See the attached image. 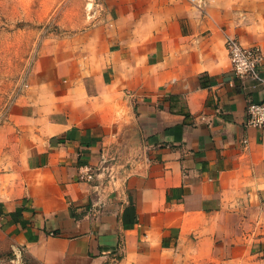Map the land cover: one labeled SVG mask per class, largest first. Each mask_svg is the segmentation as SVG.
<instances>
[{
	"label": "crops",
	"instance_id": "0c3cea01",
	"mask_svg": "<svg viewBox=\"0 0 264 264\" xmlns=\"http://www.w3.org/2000/svg\"><path fill=\"white\" fill-rule=\"evenodd\" d=\"M96 1L3 202L17 242L45 264H264V130L244 125L264 90L224 47L248 1Z\"/></svg>",
	"mask_w": 264,
	"mask_h": 264
},
{
	"label": "rangeland",
	"instance_id": "374dc122",
	"mask_svg": "<svg viewBox=\"0 0 264 264\" xmlns=\"http://www.w3.org/2000/svg\"><path fill=\"white\" fill-rule=\"evenodd\" d=\"M92 1L0 0V264H45L19 245L13 227L19 217L5 211L3 202L24 185L22 160L41 141V114L57 108L59 59L72 54L73 34L95 20L88 16ZM247 1L236 10L250 13L226 12V22L240 41L254 42L264 37V0Z\"/></svg>",
	"mask_w": 264,
	"mask_h": 264
},
{
	"label": "built area",
	"instance_id": "2783aa9c",
	"mask_svg": "<svg viewBox=\"0 0 264 264\" xmlns=\"http://www.w3.org/2000/svg\"><path fill=\"white\" fill-rule=\"evenodd\" d=\"M188 1L194 3L199 0ZM224 47L230 62V69L234 75L241 80H254L264 90V78L260 75V71L264 67V47L259 44H243L231 36L225 38ZM244 125L264 130V99L248 102ZM80 177L91 181L93 173L90 168H85Z\"/></svg>",
	"mask_w": 264,
	"mask_h": 264
},
{
	"label": "trees",
	"instance_id": "16d2710c",
	"mask_svg": "<svg viewBox=\"0 0 264 264\" xmlns=\"http://www.w3.org/2000/svg\"><path fill=\"white\" fill-rule=\"evenodd\" d=\"M71 215L73 216L72 212H71Z\"/></svg>",
	"mask_w": 264,
	"mask_h": 264
}]
</instances>
